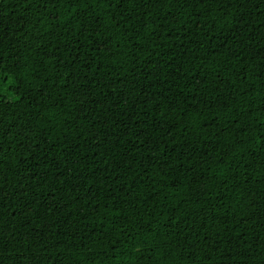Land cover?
I'll return each mask as SVG.
<instances>
[{"label":"trees","instance_id":"obj_1","mask_svg":"<svg viewBox=\"0 0 264 264\" xmlns=\"http://www.w3.org/2000/svg\"><path fill=\"white\" fill-rule=\"evenodd\" d=\"M0 264H264V0H0Z\"/></svg>","mask_w":264,"mask_h":264}]
</instances>
